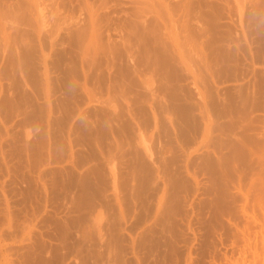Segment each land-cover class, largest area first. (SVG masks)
Listing matches in <instances>:
<instances>
[{
	"label": "rangeland",
	"instance_id": "374dc122",
	"mask_svg": "<svg viewBox=\"0 0 264 264\" xmlns=\"http://www.w3.org/2000/svg\"><path fill=\"white\" fill-rule=\"evenodd\" d=\"M0 264H264V0H0Z\"/></svg>",
	"mask_w": 264,
	"mask_h": 264
}]
</instances>
